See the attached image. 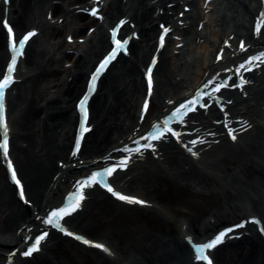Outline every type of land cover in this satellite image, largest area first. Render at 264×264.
<instances>
[{
  "label": "bare ground",
  "instance_id": "6f19581e",
  "mask_svg": "<svg viewBox=\"0 0 264 264\" xmlns=\"http://www.w3.org/2000/svg\"><path fill=\"white\" fill-rule=\"evenodd\" d=\"M87 2L88 0H10L7 17L17 33L20 34L32 27L42 34L41 37H46L48 40L44 46L41 44L36 48L31 46L32 49L30 48L25 58L28 70L23 74L22 85L9 102L12 112H15L11 120L12 157L32 206L28 208L16 199V190L7 181L6 171L0 162V244L3 243L5 246L12 241H17L16 246L20 245L22 242L20 238L31 226L39 229L40 219L36 221L35 218L39 214L43 215L49 206L58 202L68 189L71 179L83 172V169L63 172L62 166L66 167L73 163L78 165L81 161L85 164L114 150L119 143L130 139L136 130H142L148 126L151 120L168 106L166 103L176 99L184 91L194 89L208 69L215 74L214 71L223 67V64L214 66L213 59L211 60L209 56L222 48L225 39L235 35L233 43L238 38L245 37L246 41L252 44L253 38L248 20H252L254 6L259 4L257 0H233L228 5L230 7L227 15L223 16L222 11L224 7H227L225 3L222 11L217 12L214 25L212 27L205 25L204 30L198 32L197 28L203 21L198 0L182 1L184 5L192 7V14L185 12L183 21L187 20L188 27L184 31L179 29L181 26L173 19V15L182 12L185 7L180 5L178 0H127L126 8L122 6L123 0H109L103 11L105 24H113L117 18H127L130 23L135 24L140 39L133 43L130 57L124 59L117 71L102 82L99 93L93 98L91 124H94V129L86 136L78 159L73 160L69 157L68 149L74 135L73 128L77 122L73 103L81 93L85 76L108 45L103 26L88 15L77 11ZM169 5L171 7H167ZM49 14H51V20L47 19ZM4 15V6L1 1L0 21ZM59 19H62V23ZM159 24L181 31V36H184L185 40L191 39L187 55L194 49L193 43L197 39L199 42L204 39V42L198 47L201 55L191 58L192 61L189 62L187 57L179 61L181 60L179 56L175 57L171 54L169 45L174 48L181 41L172 43L171 37L168 39L166 48L160 53V60L155 71V74L159 76L156 82L157 90L151 97L149 113L143 121L139 122V104L146 97L141 66L148 62L150 54L153 52L155 54L156 47L153 40ZM91 27H95L96 32L88 41L84 44L77 41L79 38H84ZM69 36H72L75 41L73 45H67L66 38ZM5 38L6 35L0 25V74L7 57ZM49 40L53 43L51 44ZM71 51L78 55L70 53ZM70 62V67H66L65 64ZM251 77L252 81H257L258 85L250 90L248 101L243 103L244 108L237 111V118L256 123L258 115L264 112L257 111L252 106L264 101V71L258 78L255 75ZM239 100L240 97L234 95L233 101L236 104ZM209 112L213 115L218 114L214 109ZM210 126L213 125L201 123L193 126L192 129L198 132L195 137L205 135L204 128ZM215 129L220 131L218 127ZM255 133H258V129L254 125L243 134L246 138L250 137L249 145L252 149H255L258 141ZM258 149L260 158L256 155L257 157H252L251 160L242 161L247 152L240 149L233 158L229 155L222 156L221 162L227 164L224 168L226 172H235V175L230 178L233 182H239L236 179L238 173L243 174L245 179H250L249 177L254 174L260 181L254 182L251 187L259 191L262 187L264 188V144L261 145V141ZM170 154L166 156V159L175 166V171L178 170L177 174L173 173L172 176L164 167L160 169V173L150 172L147 167H143L145 170L143 174L126 181L129 185L127 191L147 198L151 202L160 199L163 192L172 190L180 180L189 182L188 185H201L207 189L211 186L209 183L219 184L214 175L207 177L198 171L196 166L192 165L191 168L190 163L177 150ZM60 163L62 166L59 165ZM187 165L189 166L186 167ZM125 175L128 176V174ZM232 189L236 192L232 193L230 189L224 190L229 198H233L236 193L241 197L246 196L243 189L237 187ZM210 192L213 191L210 190ZM97 194L92 192V199L88 202L87 208L73 216L74 218L70 220L72 227L78 233L89 235L96 231L100 224L104 227L99 234L104 241H100L106 244L110 240L120 242V239L125 236L120 230V218L126 216L127 212L130 214V211L139 210L117 202L110 203L108 195L104 197ZM210 196L216 198L214 192ZM253 204L259 215L264 217V195H260L258 199L254 198ZM211 207L216 209L211 219L201 221L199 215H194L189 218L188 229L186 228L185 232L179 229L171 216L164 214L167 219L166 224L159 220L149 233L133 238L130 243L137 252H140V264H175L174 262L192 264L188 257L189 250L185 241L182 240L185 233L192 234L196 240L214 230L217 224L234 219L238 213L243 212V208L228 202L224 205L215 202L211 204ZM212 219L215 221L212 222ZM19 231L20 233L12 238V235ZM154 233H158L159 240ZM53 241L57 244L58 237H54ZM54 244L50 245L49 251L55 249ZM16 246L8 249L7 252H11ZM4 248H0V264L6 259ZM214 255L216 264H264V239L255 232L250 233L242 240L218 247ZM46 261V258H43L39 264H46ZM85 261L80 256L75 261L65 262V264H80ZM120 261L114 258L108 260L102 255H95L93 258V262L98 264H121ZM29 262L25 260L22 264H29ZM127 263L139 264V261L129 260ZM52 264L59 263L52 262Z\"/></svg>",
  "mask_w": 264,
  "mask_h": 264
},
{
  "label": "snow or ice",
  "instance_id": "6c2138e0",
  "mask_svg": "<svg viewBox=\"0 0 264 264\" xmlns=\"http://www.w3.org/2000/svg\"><path fill=\"white\" fill-rule=\"evenodd\" d=\"M10 3V0H6ZM82 11L90 12L92 16H98L101 20L104 19L103 14L100 11V5L97 4L96 7L90 9H82ZM181 16H184V12L180 13ZM51 19V14L49 15ZM4 27L7 31V46L11 53L10 62L7 64L6 72L0 74V153L7 162V167L11 172L12 180L19 185V195L28 202V197L26 195L25 186L21 181V178L18 175L17 168L15 163L11 158L10 153V126L7 120L6 115V103L5 97L8 90L12 85L16 83L17 77V67L19 59L26 54V48L29 45V42L38 34L37 29H32L27 31L21 36L17 35V32L14 26L10 23L8 18H4L2 21ZM127 23L126 19L120 20L119 24L112 28L111 30V41L112 47L108 54L101 59L97 67L93 71L90 77V81L87 88V93L79 100L78 108L82 115V122L80 125V135L78 140L75 143V150L72 155L76 156L81 151V142L85 138V133L89 131L88 121H89V109L88 104L91 99L92 94L96 91L98 82L100 78L108 71L109 66L115 61L122 53L129 52V42L131 37L123 39L120 36L121 27ZM183 24V20L180 21ZM162 33L159 36V49L163 50L166 46V37L172 31L171 26L162 24ZM203 27V24H201ZM91 31H95L92 29ZM138 35V34H136ZM255 37L260 40H264V12H260L259 17L255 23ZM68 39L71 41L72 36H69ZM230 47V44L228 45ZM252 47L250 44H246L245 41L241 40L239 42V49L242 53L247 54L242 61H238L235 67H228L226 71L232 73V75L227 76L226 78L220 79L219 73H217V79H210L204 84V86L198 90L191 98L180 102L172 112L171 115H168L162 122H157L152 126V130L147 133L146 136L142 137L145 143L140 144L139 141H134L137 144L135 149L126 148L124 151L128 155H124L118 158V163H111L106 167H103L100 170L93 171L91 174L82 177L76 181V190L71 192L66 199V202L59 207L53 208L50 213L46 215L42 223L50 226L52 228L58 229L69 237H74L78 241L83 242L86 245L94 246L96 248L102 249L105 252H111V250L103 243L98 241H93L86 238L83 235L70 230L68 227L64 226L65 219L72 214L76 213L77 210L81 209L84 201L87 198V190L90 188H95L97 185L102 186L109 193H111L117 199L124 201L129 204H139L147 205L149 201L141 199L134 195H128L119 191L109 178L113 177L118 173L119 170H127L129 162L133 159L135 154L143 155L144 151L151 149L153 152L157 151L158 143L164 140L169 139L170 137H175L177 141L183 143V135L185 134L179 127L174 125H188L191 120L190 113L199 112L200 109H208L211 105L207 102L205 97L213 99L216 102H221L223 100L222 91L225 89L238 88L243 92L245 96L248 95L246 91V85L250 81L246 78L244 73L252 72L257 67L264 68V51H260L258 54L249 53V49ZM224 59V51L220 50L218 53V61ZM159 62V55L153 57L150 65L146 69V79H147V96L149 99H146L143 105V114L146 115L149 113L151 97L154 92V70L156 69ZM233 76L238 79V83L233 80ZM204 89H211L210 92L205 91ZM174 103V102H170ZM228 103H232L231 100ZM221 108L227 107L226 104L220 103ZM227 115V113L225 114ZM251 127V125H248ZM242 130L246 131L247 129L243 128ZM228 131L231 134V139L233 141L237 140L236 129L233 127H228ZM210 135H215V133H210ZM204 142L202 138L193 139L191 141L192 145L197 143ZM183 146L189 151H192L193 155L198 156L199 153L193 151L189 147V144L184 143ZM110 159V158H109ZM252 221L259 223L260 221L256 217H252ZM245 224L247 221L244 222ZM235 228L243 227V224H237ZM234 227H228L223 231H220L213 238L207 240L206 242H196L191 236H188L186 239L192 245L194 249V264H214L213 257L209 254V250L216 249L217 246L221 245L226 238L229 237V233H234ZM261 231H264V228H261ZM49 237V231L47 229L43 230L39 235H36L33 241L32 236H27L25 239L28 241H33L26 246V249L22 251L24 257H31L34 253L41 250L42 242ZM15 255V253L13 254Z\"/></svg>",
  "mask_w": 264,
  "mask_h": 264
},
{
  "label": "rangeland",
  "instance_id": "374dc122",
  "mask_svg": "<svg viewBox=\"0 0 264 264\" xmlns=\"http://www.w3.org/2000/svg\"><path fill=\"white\" fill-rule=\"evenodd\" d=\"M217 15L211 16V18H204V23L208 25V27H212L214 25V19ZM43 18V17H42ZM63 38H61L62 40ZM47 38H43L40 36L36 41H34L33 47L36 48L40 44L41 45H46L47 43ZM63 41V40H62ZM49 42L52 44V40ZM191 45L189 43L186 44V47L184 48V52L187 53L188 48H190ZM40 47V46H39ZM32 49V48H31ZM193 49V48H192ZM191 53L189 55H181L179 56L181 58L180 61H182V58L187 57L186 59H190L193 57H196L197 55L200 54V48H196L193 50H190ZM191 61V60H189ZM122 62H119V64L115 65V67H112L110 70V73L104 78L105 81L108 79V77L117 71L119 65ZM65 64V63H64ZM27 65L25 64V67ZM159 76V75H158ZM20 87V86H19ZM16 89V88H15ZM15 91V90H14ZM263 102V101H262ZM259 109L262 107L259 105ZM257 108V109H258ZM12 117L15 115V112H12ZM258 129V133L256 134L257 138V144L255 145V149H252L250 144V137H245L241 139L242 141L240 142V145L237 147H230L226 143H222L221 146L213 149L211 153L206 155L204 158V164L202 165V168H196L198 171L201 170V172L209 177L211 174L215 176V179L219 181L218 185L210 184L209 187L210 190H212L216 196L211 197L210 194L213 192H210L209 189L203 186H197V185H188L189 182H186L185 180L183 181H178L176 186L172 188L170 191L163 192L161 195L160 199H155L156 204L162 211L173 217V220L176 221H188L190 217L194 215H199V220L205 221L214 214L216 209H213L212 207L210 208L211 204H214L215 202H219L220 204L224 205L225 203L228 202V204H237L238 206H243L244 204H248V206L254 208L253 204V199L260 198V195H264V188L262 187L259 191L256 190V188L251 187V185L254 182L260 181L254 174H252L250 179H245L243 177V174H236V179L239 180V182H233L231 181V177L235 175V172H226L224 162H221L222 156L224 155H229L230 157L233 158L235 156L236 152L240 151V149L245 150L246 156H243L242 161H248L251 160L252 157H257L259 156L260 158V153L258 146L261 141V145L264 144V118H261V120L258 121V125L256 126ZM260 133V134H259ZM259 136V137H257ZM90 139V138H89ZM261 147V146H260ZM257 155V156H256ZM238 156V155H237ZM166 164L163 166L164 168L168 169V173L171 175L173 173H176L175 171V166H173L169 161H165ZM150 165H146L144 167H147V170L150 172L154 173H160V169L158 164L153 162L149 163ZM187 167V166H186ZM173 168V170L171 169ZM192 168V166H191ZM145 170L143 168L141 169H136L132 175H137L135 176L138 177L141 174H143ZM177 174V173H176ZM173 176V175H172ZM211 181V180H210ZM212 183V181H211ZM233 187H237L238 189H243L244 194L246 196H239L237 193L233 198H229L226 196V193L224 190L230 189L232 193H235L236 191L232 189ZM226 188V189H225ZM109 201V199H108ZM111 203V201H109ZM154 202V203H155ZM113 205V204H112ZM88 206V205H87ZM114 206V205H113ZM126 216L121 217L120 219V230L122 231L125 236L120 239L119 241L116 240H110L109 243L112 244L113 249H114V254L115 257L120 259L121 262H126L129 260H138L139 264L140 262V252H137L135 248L132 246L130 243L133 238H138L141 237L147 233H149L152 230V227L156 225V223L162 222L163 224H166L165 216L161 214L160 212L153 211L151 209H146V210H139V211H130L126 213ZM228 220H225L221 224L225 223ZM219 224V225H221ZM99 228L94 231L92 234H89L92 238L99 239L101 238V235H99L103 230L104 227L100 224ZM153 233V232H151ZM158 234V233H157ZM154 233V236L157 235ZM157 238L159 240V237L157 235ZM156 238V239H157ZM119 239V238H118ZM55 249L54 250H47L44 253L41 254V256L34 257L33 260L29 262V264H39L41 262V259L46 258V264H52V262H58L59 264H65V262H71L72 260L75 261L76 258L82 256L86 261L84 262L85 264H98L93 262V258L95 255H99L97 253H94L92 251H86L82 247H79L75 245L72 241H67V240H62L58 244H54ZM148 255V253H147ZM80 263V264H84ZM79 264V263H78Z\"/></svg>",
  "mask_w": 264,
  "mask_h": 264
}]
</instances>
